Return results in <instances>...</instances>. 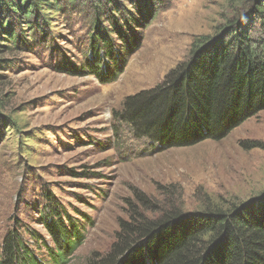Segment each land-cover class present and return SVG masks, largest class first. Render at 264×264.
<instances>
[{
    "label": "rangeland",
    "instance_id": "rangeland-1",
    "mask_svg": "<svg viewBox=\"0 0 264 264\" xmlns=\"http://www.w3.org/2000/svg\"><path fill=\"white\" fill-rule=\"evenodd\" d=\"M119 1L138 20L135 43L119 49L123 65L111 82L87 73L91 4L82 0L68 15L41 13L49 18L44 45L0 49L7 61L0 67V249L12 230L30 249L33 233L48 243L44 192L83 229L69 264L108 254L131 206L153 220L169 211H228L264 193V111L220 141L170 149L137 138L118 117L126 98L185 63L195 40L247 20L248 0H146L151 15L144 19L136 9L144 0ZM39 246L35 255L50 264Z\"/></svg>",
    "mask_w": 264,
    "mask_h": 264
},
{
    "label": "trees",
    "instance_id": "trees-1",
    "mask_svg": "<svg viewBox=\"0 0 264 264\" xmlns=\"http://www.w3.org/2000/svg\"><path fill=\"white\" fill-rule=\"evenodd\" d=\"M51 1L0 0V49L30 51L44 45L49 18L43 12L68 15L77 9L73 5L78 0ZM130 1L135 5L141 0ZM82 2L91 4L87 73L102 83L111 82L121 72L117 65H123L119 49L135 43L132 28L138 18L119 0ZM245 2L247 20L229 23L212 39L195 40L189 59L171 70L161 84L125 99L118 117L137 138L167 149L217 142L264 111V0ZM144 4L136 6L143 19L151 15L150 4L146 0ZM102 19L113 29L112 36L100 23ZM96 60L102 66L94 64ZM2 64L7 61L0 57ZM3 121L0 117V124ZM43 197L46 206L40 220L48 243L33 233L34 249H30L12 230L3 238L0 264H45L35 255L39 244L50 264H69L82 244L80 225L51 193L44 192ZM139 202L147 204L141 197ZM131 212L128 221H119L109 253L91 255L84 264H264V193L228 211L189 216L169 211L153 220L145 217L143 209L131 206Z\"/></svg>",
    "mask_w": 264,
    "mask_h": 264
}]
</instances>
